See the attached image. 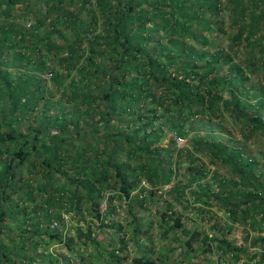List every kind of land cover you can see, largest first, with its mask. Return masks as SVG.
Instances as JSON below:
<instances>
[{
    "label": "trees",
    "instance_id": "trees-1",
    "mask_svg": "<svg viewBox=\"0 0 264 264\" xmlns=\"http://www.w3.org/2000/svg\"><path fill=\"white\" fill-rule=\"evenodd\" d=\"M212 254L264 264V0H0V264Z\"/></svg>",
    "mask_w": 264,
    "mask_h": 264
},
{
    "label": "rangeland",
    "instance_id": "rangeland-1",
    "mask_svg": "<svg viewBox=\"0 0 264 264\" xmlns=\"http://www.w3.org/2000/svg\"><path fill=\"white\" fill-rule=\"evenodd\" d=\"M227 29L230 31V27H227ZM229 37H227V41H225L226 43V48L229 44ZM224 44V43H223ZM213 50V48H212ZM239 52H241V56H243V53H242V50H240ZM238 60V59H236ZM225 71V70H224ZM255 76L253 78H251L252 80H250L251 83H254L256 82V79L257 78H260L261 77V72H257L256 74H254ZM42 76L44 78H48L49 77V74L47 73H44L42 74ZM258 76V77H257ZM261 80H263L262 78H260ZM213 132H215L216 134L218 135H223V136H230L231 138H234L236 140H238V143L236 144L237 146H241L242 148H246L247 152L250 153L251 155H254V156H258V150H259V145H258V141H257V138H252V139H249V140H243V138L240 136L241 132H240V129L236 126L235 123H233V120L229 117V116H225L224 120H222V128L221 129H215L213 130ZM189 146V142L184 140L183 144L180 145V146ZM165 189H168L169 188V185H166L164 187ZM164 190H162L161 192H163ZM163 199V198H162ZM162 200L158 201V203L153 206L152 209V212L154 210H156V208L160 205ZM114 203L116 204H120V207L118 208V211H119V216H118V221L121 220V222H123V232L124 234H126L125 237L128 238H131L132 236V233L130 232V230L132 229V225H127L126 223V219L127 218V214H126V211H127V203L126 202H119L117 199H115ZM106 206H105V201L103 202L102 204V208L104 209ZM220 216H224L222 213H219ZM158 217L157 216H152L151 219L148 218L147 221L149 220H152L154 222V226L153 228L151 227L149 230V233L151 234V238H148L150 240L153 241L154 244H159L163 239H162V235H161V230L159 229V227H157L156 225V222L158 221L157 220ZM147 221L144 220V223L147 224ZM200 227H201V223L198 224ZM204 225L206 227L209 226V224L204 221ZM195 226V225H193ZM193 226L191 228H193ZM209 236H212L215 234V231H212L210 229H206ZM244 232L242 231V228L241 227H236L232 234H230L228 237L230 238V240H232V242L234 244H243V240H244ZM216 235V234H215ZM257 237V233H252L249 237V241H246L245 245L246 246H249L250 244L252 245L253 243V239ZM145 241V237H143L141 239V242H144ZM129 247L131 248L132 247V242L129 241ZM51 248H55V250L57 249V251H61L62 249H60L59 247H55V246H52ZM179 252V249H176L174 254L177 255ZM212 257H209L210 260H207V259H204V257H201L200 259V264H224V262L220 261V257L218 255H215V254H212L211 255ZM238 264H247L246 263V260L244 257L240 258V260L238 261Z\"/></svg>",
    "mask_w": 264,
    "mask_h": 264
},
{
    "label": "built area",
    "instance_id": "built-area-1",
    "mask_svg": "<svg viewBox=\"0 0 264 264\" xmlns=\"http://www.w3.org/2000/svg\"><path fill=\"white\" fill-rule=\"evenodd\" d=\"M175 140H176V143H177L179 146L182 145L183 142H184V140H183L182 138H179V137L175 138Z\"/></svg>",
    "mask_w": 264,
    "mask_h": 264
}]
</instances>
